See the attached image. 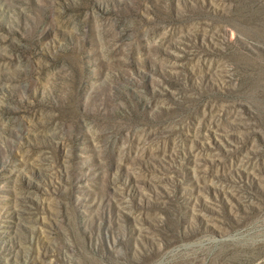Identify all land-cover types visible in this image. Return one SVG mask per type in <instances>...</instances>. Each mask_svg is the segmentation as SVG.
Segmentation results:
<instances>
[{
  "label": "rangeland",
  "instance_id": "obj_1",
  "mask_svg": "<svg viewBox=\"0 0 264 264\" xmlns=\"http://www.w3.org/2000/svg\"><path fill=\"white\" fill-rule=\"evenodd\" d=\"M0 264H264V0H0Z\"/></svg>",
  "mask_w": 264,
  "mask_h": 264
}]
</instances>
